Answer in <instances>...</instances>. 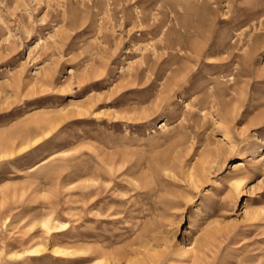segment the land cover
<instances>
[{
  "label": "rangeland",
  "instance_id": "1",
  "mask_svg": "<svg viewBox=\"0 0 264 264\" xmlns=\"http://www.w3.org/2000/svg\"><path fill=\"white\" fill-rule=\"evenodd\" d=\"M100 259L264 264V0H0V264Z\"/></svg>",
  "mask_w": 264,
  "mask_h": 264
},
{
  "label": "bare ground",
  "instance_id": "2",
  "mask_svg": "<svg viewBox=\"0 0 264 264\" xmlns=\"http://www.w3.org/2000/svg\"><path fill=\"white\" fill-rule=\"evenodd\" d=\"M143 113H146V112H143ZM238 166H240V165H238ZM237 168L239 169V167H237ZM234 185H235V189L238 190V189L241 188L242 182L241 181H238V182L236 181V183ZM41 226L46 230V232L48 234H50L51 232H53L54 230L59 228L57 226H53L51 219L43 220L41 222ZM44 249L45 248H44V246L42 244H37V245H34L33 247L29 248L26 251V253H28L30 255H33V256H36V255L41 254L44 251ZM54 253L57 254V255L72 254L69 250H61V248L54 249ZM91 264H107V263L100 259V260H96V261L92 262Z\"/></svg>",
  "mask_w": 264,
  "mask_h": 264
}]
</instances>
